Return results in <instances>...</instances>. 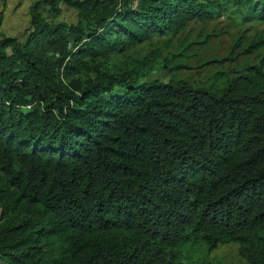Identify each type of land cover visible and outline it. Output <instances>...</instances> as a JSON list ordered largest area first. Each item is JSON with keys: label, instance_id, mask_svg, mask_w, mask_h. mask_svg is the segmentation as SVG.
<instances>
[{"label": "trees", "instance_id": "obj_1", "mask_svg": "<svg viewBox=\"0 0 264 264\" xmlns=\"http://www.w3.org/2000/svg\"><path fill=\"white\" fill-rule=\"evenodd\" d=\"M57 4L73 25L39 16ZM228 5L264 22V0H39L0 37V264H182L198 243L264 264V52L201 89L89 66Z\"/></svg>", "mask_w": 264, "mask_h": 264}, {"label": "rangeland", "instance_id": "obj_2", "mask_svg": "<svg viewBox=\"0 0 264 264\" xmlns=\"http://www.w3.org/2000/svg\"><path fill=\"white\" fill-rule=\"evenodd\" d=\"M36 1L0 0V37L19 38L29 31L30 7ZM228 8L212 22H193L178 34L148 38L123 54L109 55L89 66L116 76L134 70L141 82L182 81L195 89L208 88L223 78L232 80L246 66L259 65L264 49L251 45L264 40V22H243L231 5ZM39 16L44 22L73 25L77 12L62 4L44 5ZM237 249V245L227 244L209 252L204 244H187L181 250V262L246 264Z\"/></svg>", "mask_w": 264, "mask_h": 264}]
</instances>
